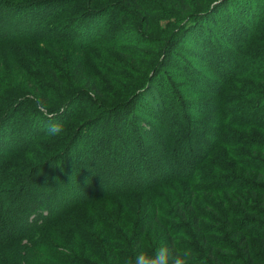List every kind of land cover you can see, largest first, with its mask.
<instances>
[{
    "label": "rangeland",
    "instance_id": "374dc122",
    "mask_svg": "<svg viewBox=\"0 0 264 264\" xmlns=\"http://www.w3.org/2000/svg\"><path fill=\"white\" fill-rule=\"evenodd\" d=\"M9 1L20 2L23 5L18 6H24V8H21V11L14 10L9 7V4L0 2V81L4 85L11 83L12 88L9 92H15L17 98L24 95L33 96V94L37 96L42 92L49 97V105H47L52 108L46 109L39 106L41 114H29V111L25 110L18 111L14 115L16 124H14V130L12 131V128L3 130L4 136L8 137L6 140H11L9 143L13 142V144H7L5 147L0 145V191L5 192L6 196L10 192H17L18 189L23 191L21 195L18 193L12 199L17 206L22 207L27 206L30 198L29 189L33 188L36 182L41 188H51V190L58 188L59 192L64 189L63 197L67 194L66 188L72 192L83 190V194H79L80 200L64 213V217L48 223L43 230L45 235L42 234L38 239L33 236L32 240L29 239V243L26 239L20 243L14 241L13 244L0 242V264L87 263V260L80 259L87 252L100 255L99 251L95 250L97 247L95 240L90 237L95 221L90 217L96 211L99 213L98 218L100 217L102 224L106 222L105 230L107 234L111 232L118 254H122L123 260H128V263L132 264L129 261L130 257L129 259L127 257L130 255L129 243L125 237L118 234L117 229H113V226H119L117 223L119 212L131 209L134 199L138 196L132 195L121 199L104 191L96 192L99 198L85 200V197H91L90 184L93 187L95 184L101 185L96 170L90 169L91 161L89 160L88 163L85 161L86 147L90 145L96 155H104L111 163L117 160L109 152L113 141L104 143V136L101 133L104 125L98 127V123L88 122L90 116L103 107H86L89 103L85 100L81 103L74 100L73 103L68 104V107L64 106L68 95L62 97L66 92L69 95L79 92L75 75L73 76L69 71L76 62L84 61L87 77L82 78L84 81L88 79L94 86L99 87L100 93L103 94L100 95L97 92L96 94L102 97V102L113 94H116V98L109 103L126 101L136 89L144 88L145 91L139 93V99L142 101L137 104L141 114V124L145 128L152 127L151 130H154L155 134L161 138H167L168 141L171 134L178 135L180 127L186 125L188 121L201 122L196 127V131L191 134L192 141L186 145L187 148L190 147L196 151L199 143L207 138V141L213 139L211 136H206L211 130L208 125H224L227 129L235 130L239 134L236 141H241L245 145H234V136L230 135L229 130L226 140L220 144L215 141L216 147L211 151L208 161L201 165L197 175L203 173L215 177L228 176L230 179L232 178L230 176H236L240 177V180L234 179L235 186L247 179L245 186L258 189L259 184H262L261 186L264 187V0H225L200 21L190 19L184 24L171 0H138L144 5L145 10H148L147 19L143 16V10H130L121 5L124 0H98L101 10L99 13L90 12L91 8L93 11L96 8L95 5L92 6L91 0L83 11L80 10L83 3L78 0H50L26 5V7L24 4L36 2V0ZM83 1L86 5V0ZM189 1V4L193 3L201 9L207 8L213 0ZM218 1L214 0L208 7L209 10ZM48 2L51 3L48 5ZM113 2L119 7L113 8L116 6ZM101 12H105L103 24L98 19V14L101 15ZM190 24L194 25L189 28ZM98 27L101 29L99 28L98 33L94 34ZM226 29L233 35L227 43L214 35L215 32L222 33ZM191 35H197L198 41L194 40V46L188 44L193 40ZM177 37H181V44L175 48L170 47V43ZM196 42L203 45L205 50ZM227 51H235V58L239 60L237 76L232 81L222 79L221 73L216 70V66L210 59L211 56L219 57L221 52ZM218 60L217 68H221L225 61L222 63L220 57ZM44 68L51 77L52 73L55 74L57 71L55 75L58 77L52 78H64V85L53 90L47 82L46 70L45 73L37 72V70L44 71ZM198 71L205 74L202 73L200 78L195 75ZM159 73L163 74L161 78ZM176 83L178 85L174 90L181 92L182 96L179 99L174 98L171 93V86ZM52 90L58 96L52 95ZM217 90H223L227 96L226 106L230 107L231 111L229 112L226 108V114L215 113L216 108L222 106L216 99V95H219ZM3 94L6 95L4 92ZM4 95L0 94V98H5ZM13 98L0 100V108L8 104L10 107L14 101ZM61 98L62 101L66 100L62 102ZM98 103L104 105L99 98ZM165 106L168 108L166 117L168 122L173 115L181 120L176 126L168 123L164 126L161 121L150 115V112H155V107L161 109ZM66 110H69L68 113L65 112ZM238 110L241 113L244 112L242 117L252 118L242 119L243 124H246L245 128L229 124L234 117L241 120L236 114ZM63 112L66 114V119L60 121L59 117ZM105 122L107 125L110 123ZM29 124L34 125L35 132L37 130L38 132L26 134ZM53 124L62 126L63 130L58 135L49 136L47 130ZM115 131L116 129L112 126L107 134L109 137L106 135L105 138H110V134ZM122 131L126 132L125 135H129L127 129ZM29 136L33 138V141L29 140ZM169 142L168 146L171 147ZM151 145L152 143H148L146 147ZM67 146L70 147L67 148ZM134 146L135 143H132L133 150ZM110 155L112 161L109 160ZM82 158L85 163L81 162ZM63 162L65 165L62 164ZM21 163L26 164L25 167L28 168L23 171ZM92 164L95 165L94 160ZM7 166L12 168L6 174H2V169ZM40 168H42L41 171H39ZM144 169L140 168V170ZM85 172L90 179L83 178ZM7 174L10 175L9 179L6 177ZM29 175L33 181L25 189H21L22 184H19L21 181L18 184L12 181L22 176V178L25 177V182ZM65 175L69 176L65 177ZM196 181L197 179L194 182ZM186 182L162 186L158 189V193L165 196L168 205V202H171L170 193L165 191L172 186L180 188L186 185ZM241 191L237 190L236 194ZM157 195L153 194L152 200L158 209L163 202L160 199L157 200ZM241 198L238 196L228 201L231 209L233 208L232 220L241 224L246 232H251L250 240L256 245L261 237L260 234L264 233V230H260L256 223L264 222V217H256L255 212L249 209L240 215L238 212L243 204L238 203V200H242ZM66 200L70 198L66 196ZM135 210L139 213V208L135 207ZM201 213L205 217L204 229L208 232L209 238L213 241L224 239V232L220 230L221 225L214 220L216 215L205 208L201 210ZM8 215L12 214L8 213ZM130 217L133 219L135 216ZM250 217L253 218L252 222ZM14 218H9L7 224L4 223L0 229L10 230L13 222L17 223ZM176 228H178L177 232L181 233L177 234V239L183 253L195 264H203V255L196 249L197 245L194 243L197 240L192 241L184 236L183 232L185 234L187 232L185 228L174 226V230ZM30 243L35 244V253L40 255L36 261L29 257V251L32 248ZM231 253L234 254L233 251ZM75 254H77L76 257H74ZM104 264H107L105 260Z\"/></svg>",
    "mask_w": 264,
    "mask_h": 264
},
{
    "label": "trees",
    "instance_id": "16d2710c",
    "mask_svg": "<svg viewBox=\"0 0 264 264\" xmlns=\"http://www.w3.org/2000/svg\"><path fill=\"white\" fill-rule=\"evenodd\" d=\"M43 1L50 0H36V2L26 3L24 5L26 7V5L42 3ZM78 1H82L83 3L82 6H80V10L82 11L85 10L86 6L90 4L89 0H86V5H84L83 0ZM91 1L92 6L95 5L96 8H94V11L93 8H91L90 12L99 13L101 10L99 9L97 2L98 0ZM171 1L174 3L175 8L178 9V13L180 14L179 17L183 20L184 24L190 19H193L192 21H200L206 15L213 12L216 6L225 0H219L218 2H215L211 10H209L208 7H210L214 0L207 8L201 9L192 2V4H189V0ZM0 2L3 4H9V7L14 8V10L21 11V8H24V6H18L23 4H20V2L17 1L0 0ZM51 2H48L47 4L49 5ZM113 4L116 5L113 6V8L119 7L116 3L113 2ZM14 5L16 7H14ZM121 5L126 6L130 10H143L144 18L146 17L147 19L149 17L148 10H145L144 5L140 4V1L138 0H124ZM37 14H39V12H37ZM98 15V19H100V22L103 24L102 21H104L105 12H101V15ZM225 18L226 17H224V20H226ZM242 23L240 22L241 25ZM244 23L246 24V20ZM190 25L191 26H189V28L194 24ZM199 26L201 28V24ZM99 28L101 29V27H98L97 31H94V34L98 33ZM145 29L147 30L146 27ZM223 31V34L215 32L214 35L216 38L224 39L223 41L227 43L232 39L233 35L232 32L228 31L227 29ZM192 36L193 40H191V43L188 44L194 46V40H198L197 35H191L190 37ZM181 41V37H177L174 42L170 43V47L175 48V46H179ZM196 43L201 45L198 42ZM200 48L205 50L203 45H201ZM224 50L225 49H223V51ZM219 57L222 58V63L225 61V64L221 68H217L219 63H217V61H219ZM219 57L215 55L211 56L210 58L211 62L216 66V70L221 73L222 79L229 81H232V79L234 80L235 76H237V68L239 64V60L237 61V58H235V51L221 52ZM49 64L53 68L51 62ZM84 65V61L79 63L76 62L75 66L73 65V67L69 69L70 73L75 75L76 84L79 85L77 88L79 92L71 95L66 92V94L62 97L64 98L66 95H68V98H66L67 100H63H66L64 106L68 107V104L70 102L73 103L74 100H77L79 103L85 100L89 103V105L86 107H103L101 110H99V112H96V114L93 113V115L90 116V120L88 122L90 124L98 123V127L104 125L103 130L101 131L104 136V143L106 144V142H110L111 140L113 141L112 149L109 152H111V154H113L112 157L117 160L114 163H111L107 160V157L105 158L104 155H96L95 151L91 150L92 147L90 145L86 147V155L84 156L85 161L86 163H88L89 160L91 161V164L89 163L91 166L90 169L93 168L96 170L99 181H101V185L95 184L93 187L90 184L91 190L89 191H91V197H85V200L99 198L97 193H102L104 191H108L109 195L113 197H119L121 199L131 197L132 195L138 196L137 199L135 198L136 200L134 199L131 209L121 210L119 212L117 220L119 226H113V229H117L116 231H118V234L125 237L129 243L128 253H130V255L127 254L128 259L130 257L129 261L132 264H135L137 256L142 253L147 254L148 256H155L159 249L168 248L174 253L179 254L177 258L181 260V264H183L184 257L187 258V264H195L183 253V250L178 244L177 234L181 233L177 232L178 228L174 230V226H179L186 229V234L183 232L184 236L192 239V241L195 239L197 240V242L194 243L197 245L196 249H198V251H200V253L203 255V264H264V233L260 234L261 237L256 242V245H254L250 240L249 234H251V232H246L245 228L241 224L235 223L232 220V216L234 215L232 213L233 208L231 209L228 204L230 199L233 200L236 197L241 196L242 200H238V203L243 204L241 205L242 207L238 212L240 215H243V212L245 213V211L249 209L255 212L256 217H264V187L261 186L262 184H259L258 189H252L250 186H245L247 184V181L245 180L247 179L241 181L240 184L235 186L233 184L235 182L234 179L238 181L240 180V177L230 176L232 177L230 179L228 176L215 177L211 174L203 173L197 175V173L201 170V165L208 161L211 151L214 147H216L215 141H217V144H220L223 140H226L227 136L229 135V130L230 135L232 134L234 136V145H245L241 141H236L237 135H239L238 132L232 129H227L224 125L214 126L213 124H210L208 126H210L211 130L206 136H211L213 138L212 141H207L208 138L206 137L207 140L199 143V141L195 138L199 143L196 151L193 148H187L186 145L192 141L191 134L196 131V127H198L201 122L199 121L198 123L197 121H188L186 125L180 127L181 129L178 135L172 136L171 134L169 142L167 138H161L158 134H155L154 130H151L152 127L145 128V126L141 124V114L137 104L138 102L140 104L142 101L139 99V93L145 91L144 88L143 90L136 89L133 92V95L129 96L126 101H121L116 104L109 103L110 100L116 98V94H113L106 98L108 101L106 100L105 102H102V97L100 95L103 93H100L99 87L94 86L87 78V80H83V78L87 75V69ZM44 67L46 66L44 65ZM46 68H44V71L37 70V72L45 73ZM202 73L205 74L204 72L198 71V73H195V75H198V77L201 78ZM55 74L52 73V77H58V75ZM45 75L48 78L47 82H49V85L53 90H55L54 88H59L64 85V78L61 79V77H59L57 79H53L51 76H49L50 74L48 72L45 73ZM162 75L163 74H160V78ZM40 76L43 75L40 74ZM164 76H166V74ZM38 79L42 82H45L40 77H38ZM177 85L178 84L176 83L171 86V93L174 98L179 99L182 98L181 92L174 90ZM11 86V83L4 85L0 81V94L4 95L3 92L6 94L4 95L6 97L0 98V100L8 99V97H14V101H12L10 107L8 104L6 107L0 108V145H4V147L7 146V144H13V142L9 143L11 140H6L8 137L6 138L4 136L3 130L7 128H12V131L14 130L16 125L14 122V115L18 113V111L25 110L29 111V114H41L42 112L40 111L39 106L45 107L46 109L52 108L51 106H48L49 97L42 92L37 96L36 94H33V96L24 95L17 98L15 96V92H9L12 88ZM53 90L51 91L52 95L58 96V94ZM217 91L219 92V95L215 94L216 99L221 103L222 106H220L219 102L216 101L220 107L218 109L216 108L215 113H218V115L221 113L226 114L227 110L225 109L227 108V96L223 90ZM96 92L100 95L97 96ZM62 98L60 101H62ZM98 98L104 105H99ZM227 109L229 112L231 111L230 107ZM68 111L69 110H66L65 112L68 113ZM65 112H63V114L59 117L60 121H64L66 119ZM153 112H150V115L161 121L164 126L168 124L171 126H176L179 123L180 119H176L174 115L170 119L171 121L168 122L166 120L168 115V108L166 106L161 109L155 107L154 114ZM236 114L241 120L234 117L233 121L229 122L231 125H236L234 127L245 128L246 126L244 125L246 124H243L242 119H252L251 117H242L244 112L241 113L240 110H238ZM105 121L110 122L109 125H107V122ZM31 125L32 124L28 125L30 127H28L26 130V134L31 135V133L35 134L38 132V130L35 132L34 125ZM112 126L116 129V131L113 134H110V138H105ZM126 129L128 130V136L125 135L126 132L123 133L122 131H125ZM225 131L227 132L225 133ZM203 134L204 133L202 132V136ZM29 137L30 141H33V138L34 140L36 139L35 135L32 136L33 138H31V136ZM70 142L72 143V139ZM168 142L171 147L168 146ZM132 143H135L134 150L131 148ZM148 143H152L151 146L153 147H146ZM69 147L70 146H67V148ZM57 155L58 154H56V156ZM95 155L97 156L96 158ZM112 157L110 155V161L113 160ZM93 160L96 166L92 164ZM85 161H83L82 158L81 162L85 163ZM62 164L65 165L64 162ZM20 165L23 166V171L28 168L25 167L26 164L21 163ZM11 168L12 167L7 166L6 168L2 169V174H6ZM140 168L145 169L140 170ZM41 169L42 168H40L39 171H41ZM39 171L37 172L39 173ZM31 174H33V172H31ZM30 175L25 182V177L22 178V176L17 177L16 179L14 178L12 181L16 184L21 181V183H19L22 184L21 189H25L26 186L33 181L32 178H30ZM8 176L10 177L9 174L6 175L7 178ZM66 176L68 177L69 175H65V177ZM83 178L85 180L90 179L86 172L83 173ZM196 179L197 181L194 182ZM184 181H187L185 183L186 185H183L180 188L177 186H172L169 188V190L165 191L166 193H170L169 195L171 199V202H168L167 205L165 196L161 195L160 192L158 193V189H160L162 186H168L174 183L178 185ZM214 183L217 186H215ZM237 190L242 191L239 194H236ZM65 192L67 193V198H70V200H66V196L63 197L64 189L62 192H59L58 188H54L53 190H51V188H41L36 182V185L29 189L30 198L27 206L22 207L19 205L17 206L15 202H13L14 200L12 201V199H14V195L18 193L21 195L23 191L18 189L17 192H10V194L7 196L5 192L0 191V228H2L4 223L7 224L9 218L12 217H15L14 219L17 220L18 223L17 224L13 222V225L11 224L12 228L10 230L0 229V242L5 244H13L14 241L15 243H20L22 240L25 241L26 239V242L29 243V239L32 240L33 236L36 237H34L35 239H38L39 236H42V234H44L43 230L46 228L48 223L57 221V219L64 217V213L80 200L81 196L79 194H83V190L72 192V190L68 188L65 189ZM153 194H158L157 200L160 199L163 202L161 207L158 206V209L153 203ZM202 194L206 196H203ZM243 195H245V197H243ZM147 197L149 198L147 199ZM127 201H124V203H127ZM247 202L249 204H247ZM135 207L139 208V213L135 210ZM203 208L216 215L214 220L221 225L222 229L220 230L224 232V239L213 241L209 238L207 234L208 232L206 229H204L205 217L204 214L201 213ZM8 213L12 215H8ZM44 213L46 215H44ZM92 214L93 215L90 218L95 221L92 225L93 232L91 231L90 237L95 240V244H97L95 250L99 251L100 257L87 252L85 256H81L80 259L87 260V263L85 264H104V260L107 264H129L128 260H123L122 254H118V248L114 245V241L112 240L113 237L110 235L111 232L110 234H107V231L105 230L106 227H104L106 222L104 221L105 224H102V220L100 217L98 218L99 213L97 211ZM131 215L135 217L132 219L130 217ZM50 216L53 217L48 218ZM251 219L253 218L250 217V222L253 221ZM256 224L260 230H264V222H258ZM30 245L32 248L29 251V257L36 261L40 258V255L35 253V244L30 243ZM26 247L27 246H25V248ZM37 251L40 252V250ZM232 251L234 254L231 253ZM76 256L77 254L74 255V257ZM160 264H165L164 256L160 257Z\"/></svg>",
    "mask_w": 264,
    "mask_h": 264
},
{
    "label": "clouds",
    "instance_id": "9594fccd",
    "mask_svg": "<svg viewBox=\"0 0 264 264\" xmlns=\"http://www.w3.org/2000/svg\"><path fill=\"white\" fill-rule=\"evenodd\" d=\"M62 126L53 124L48 127V135H58L62 131ZM179 254L174 253L171 249L161 248L155 256H148L147 254H140L137 256L135 264H160V257L164 256L165 264H181V260L177 258ZM183 264H187V258H183Z\"/></svg>",
    "mask_w": 264,
    "mask_h": 264
}]
</instances>
